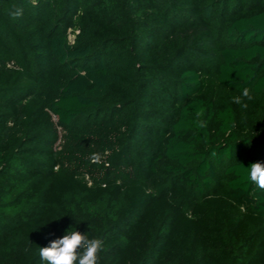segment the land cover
<instances>
[{
  "label": "trees",
  "instance_id": "obj_1",
  "mask_svg": "<svg viewBox=\"0 0 264 264\" xmlns=\"http://www.w3.org/2000/svg\"><path fill=\"white\" fill-rule=\"evenodd\" d=\"M256 162L264 0H0V264H264Z\"/></svg>",
  "mask_w": 264,
  "mask_h": 264
},
{
  "label": "clouds",
  "instance_id": "obj_2",
  "mask_svg": "<svg viewBox=\"0 0 264 264\" xmlns=\"http://www.w3.org/2000/svg\"><path fill=\"white\" fill-rule=\"evenodd\" d=\"M21 10L14 15L19 16ZM243 99H252L250 90L244 88L240 96L233 97V102L243 104ZM99 159V157H94ZM248 179L264 191V165L259 162L248 167ZM104 241L99 238H89L78 231H67L61 238L52 240L47 247L39 248L42 264H100Z\"/></svg>",
  "mask_w": 264,
  "mask_h": 264
}]
</instances>
